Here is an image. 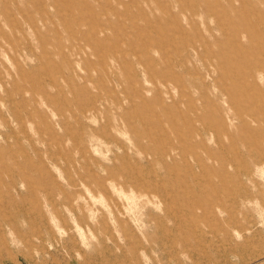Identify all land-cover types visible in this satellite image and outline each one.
<instances>
[{"label": "rangeland", "instance_id": "374dc122", "mask_svg": "<svg viewBox=\"0 0 264 264\" xmlns=\"http://www.w3.org/2000/svg\"><path fill=\"white\" fill-rule=\"evenodd\" d=\"M0 264H264V0H0Z\"/></svg>", "mask_w": 264, "mask_h": 264}, {"label": "bare ground", "instance_id": "6f19581e", "mask_svg": "<svg viewBox=\"0 0 264 264\" xmlns=\"http://www.w3.org/2000/svg\"><path fill=\"white\" fill-rule=\"evenodd\" d=\"M90 215V214H89Z\"/></svg>", "mask_w": 264, "mask_h": 264}]
</instances>
